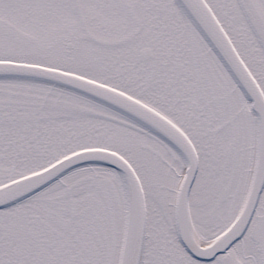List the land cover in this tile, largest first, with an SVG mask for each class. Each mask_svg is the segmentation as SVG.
<instances>
[{
	"label": "snow or ice",
	"instance_id": "obj_1",
	"mask_svg": "<svg viewBox=\"0 0 264 264\" xmlns=\"http://www.w3.org/2000/svg\"><path fill=\"white\" fill-rule=\"evenodd\" d=\"M0 264H264V0H0Z\"/></svg>",
	"mask_w": 264,
	"mask_h": 264
}]
</instances>
